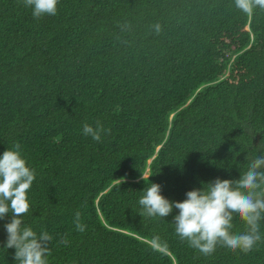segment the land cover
Returning a JSON list of instances; mask_svg holds the SVG:
<instances>
[{"label":"trees","instance_id":"1","mask_svg":"<svg viewBox=\"0 0 264 264\" xmlns=\"http://www.w3.org/2000/svg\"><path fill=\"white\" fill-rule=\"evenodd\" d=\"M97 121L110 129L101 142L82 134ZM16 143L35 172L21 219L51 235L48 264H264V221L251 252L205 256L176 234L178 209L147 217L138 203L150 183L182 201L264 156V10L58 0L36 19L22 0H0V154ZM10 219L0 264H18L4 248ZM232 225L246 231L238 216Z\"/></svg>","mask_w":264,"mask_h":264},{"label":"clouds","instance_id":"2","mask_svg":"<svg viewBox=\"0 0 264 264\" xmlns=\"http://www.w3.org/2000/svg\"><path fill=\"white\" fill-rule=\"evenodd\" d=\"M22 2L26 8H31L36 19L57 14L58 0ZM235 6L251 17L256 7L264 10V0H235ZM121 27L125 30L129 25L125 22ZM153 27L157 34L161 31L158 23ZM82 134L101 142L102 134H110V129H105L99 121L95 127L85 123ZM20 148L16 143L0 154V219L11 215L10 221L4 224L7 234L4 248L15 250L13 259L18 264H48L51 235L47 231L37 234L31 227L23 226L21 219L30 209L27 193L35 172L27 166ZM149 176L141 174L140 178L148 181ZM185 195L182 201H169L161 194L159 184L150 183L138 201L142 208L140 214L165 218L173 208L178 209L173 217L176 234L205 256L212 255L217 246L247 254L261 241L259 226L264 221V156L255 158L239 179L217 177L202 188L188 190ZM80 216V212L74 214V224L78 231L83 232L85 226L80 222ZM234 216L244 222L245 232L233 234L230 231ZM60 243L67 245L68 240L62 238Z\"/></svg>","mask_w":264,"mask_h":264}]
</instances>
